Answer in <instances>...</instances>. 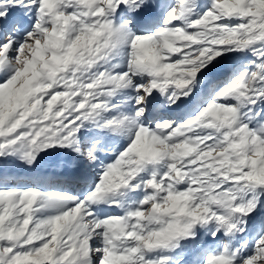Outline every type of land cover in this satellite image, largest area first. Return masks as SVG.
Wrapping results in <instances>:
<instances>
[{
	"label": "snow or ice",
	"instance_id": "obj_1",
	"mask_svg": "<svg viewBox=\"0 0 264 264\" xmlns=\"http://www.w3.org/2000/svg\"><path fill=\"white\" fill-rule=\"evenodd\" d=\"M91 129L127 146L106 162ZM60 149L95 177L0 175V264H264V0H0V167Z\"/></svg>",
	"mask_w": 264,
	"mask_h": 264
},
{
	"label": "rangeland",
	"instance_id": "obj_2",
	"mask_svg": "<svg viewBox=\"0 0 264 264\" xmlns=\"http://www.w3.org/2000/svg\"><path fill=\"white\" fill-rule=\"evenodd\" d=\"M199 2L201 4H207L208 0H199ZM25 22H27L26 18H25ZM139 25L144 26L143 21H141L140 24L138 23L137 27ZM138 28H140V27H138ZM239 56H240L241 59H244L243 54H239ZM233 59H234V55L230 54L226 59L221 60L220 63H218L214 67L210 68L209 72L207 73V76L210 79H212V80L224 77L229 72L230 68L233 66ZM118 62H119L118 59L112 61V63H118ZM245 62H246V60H245ZM222 66H226L227 69L226 70L222 69L223 71L219 70V68L222 67ZM114 71H120V69H117V70L115 69ZM207 88H208V85L205 84L200 91L202 93H204L205 91H207ZM206 93H204V94H206ZM123 98L124 97H122V96L116 97L115 100L112 101V102L119 103L120 100L123 99ZM163 101H164V97H161L157 93L156 94V100L154 101V106H159L161 103H163ZM189 106H190V103L187 104V105L180 104L178 106L179 108L178 107L177 108L173 107L171 109H160V111L162 113L168 115V116L175 117L177 119H182L185 115L183 116V113L181 111H186V110L188 111L189 110ZM123 110L124 111H128L127 107H125ZM170 111H173L171 113H173L174 115L173 114L170 115ZM82 132L84 134V137L87 138V139H98L100 141V146H102L103 143L104 144L106 143L107 147L102 146L105 149V151L101 153L102 158H105L106 162H110L111 160L115 159V155L112 154L109 151L113 146H115V148L117 150H123V147L127 146V140L125 138H123V137H120V136H115V135H112V134L102 133V132H99V130H96V129L82 130ZM51 152H53L55 155L56 154L59 155L58 156L59 157L58 158L59 161H61L62 159L63 160H71V159H73V156L71 158L65 157L69 153H71L69 150H66V149H61V150H58V151L57 150H47L45 153H41V155L38 156V157H41V159L39 160V163H37L38 162L37 161L36 165H34L35 167L34 166L31 167V166L26 165L25 163H23L19 159H18L19 160V162H18V160L16 158L13 159L12 156H9V157L6 158L8 160H6V159L3 160V167H0V175H3L4 177H6L8 179V181H9L10 185H15V184H17L18 181H20L22 179H25L23 177L22 179L15 180L16 182L14 181V178L11 180V176H12L11 175V172H12L11 169L12 168L21 167L19 169V170H21L22 168L25 167V169H27V170L29 169V171L26 172L25 174L37 176L38 175V173H37L38 171L44 170V169L40 170V168L45 167V165H47L49 161H54L55 159H57L54 155L51 156ZM64 154H66V155L64 156ZM46 161H48V162H46ZM80 161H83V160L81 159ZM12 162H14V163H12ZM84 166L86 168H91V171L94 170L86 162H85ZM33 169H34V171H33ZM45 169H47V168H45ZM63 170H65V169L61 168V170L56 171L53 168V169H50L49 171L56 172V174H59L61 176L60 178H68L72 182V184H75L74 186H71L72 194H81V195H83L85 193V191L87 190V188H88V184L86 186L84 185V187H82L81 185H82V183L84 181H81L79 183L75 182L76 181L75 178L72 179V177H70V175L66 176L67 173L65 171H63ZM161 171H163V169H161ZM44 175H47V174H44ZM33 176H31V177H33ZM85 176H86V178L84 180H88L89 182L92 181V178H88V177H90V176L91 177H95L94 173L89 174V176L86 174ZM141 176H143L145 179H147L148 178V173H141ZM28 178H30V177H28ZM14 182H15V184H14ZM58 184L59 183H57L56 185H58ZM80 186H81V188H80ZM53 189H55V190H53ZM41 191H43V192L63 191V189L59 188L57 186L54 187V188H52V187H50V188L49 187H42ZM130 195L133 196V197H136V198H142L143 197V192L140 191L138 193H131ZM117 198H119L118 194H117ZM261 199L264 200V197H262ZM127 203H131V201L129 200V201H127ZM93 207L96 208L97 206L94 205ZM98 207L101 210V215H104V214L123 215V212H122V210L120 208H110L108 205H104V204H100ZM262 222H264V210H261V209L258 208L256 210V212L254 213L253 220L250 222V228H251L253 233H255L256 230L261 227ZM200 231H201V234H203L204 230L201 229ZM206 238L207 237H205V239ZM181 242L182 243H187V241H181ZM190 253H191L190 251L183 250V249L178 250V248H177V250H174V252H172L170 254L173 256V260L172 261H174L175 264H190L191 259H192V253L191 254Z\"/></svg>",
	"mask_w": 264,
	"mask_h": 264
},
{
	"label": "bare ground",
	"instance_id": "obj_3",
	"mask_svg": "<svg viewBox=\"0 0 264 264\" xmlns=\"http://www.w3.org/2000/svg\"><path fill=\"white\" fill-rule=\"evenodd\" d=\"M139 24H140V22H139ZM138 27H140V28H143L144 26H141V25H139ZM222 69H224V70H226L227 68H226V66H222V67H220L219 68V70H222ZM117 70V69H116ZM223 71V70H222ZM207 91H205L204 93H206ZM207 94V93H206ZM115 98L116 97H114V98H112V101H114L115 100ZM177 108V107H176ZM175 108V109H176ZM179 108V107H178ZM189 108H190V106H189ZM171 112H173V111H170V115L171 114H173V113H171ZM182 113H183V116L185 115V113L187 112V110L186 111H181ZM174 115V114H173ZM182 115V114H181ZM102 146H104V147H107V145H106V143L104 144L103 143V145ZM61 150V149H60ZM66 152V151H65ZM41 155V154H40ZM52 155H54L57 159H55L54 161H46V162H48V164L47 165H45V167H42V168H40V170L41 169H44V170H41V171H38L37 173H38V175L37 176H39V177H42V178H46V177H53V178H60L61 176L59 175V174H56V172H52V171H49L50 169H55L56 171H58V170H61V169H57V164L60 162L59 160H58V156L59 155H55L53 152H51V156ZM66 154H64V156H65ZM73 156V154L72 153H69L67 156H65V157H68V158H71ZM14 158H16V157H13V159ZM67 158V159H68ZM17 159V158H16ZM41 159V157H38L37 158V163H39V160ZM6 160H8V159H6ZM18 160V159H17ZM53 160V159H52ZM14 161V160H13ZM45 161V160H44ZM18 162H19V160H18ZM12 163H14V162H12ZM13 165V164H12ZM36 165V164H35ZM85 161L83 160V161H80L79 160V162H78V164H77V166L76 167H74V168H68V167H64L63 169H65V170H63V171H79L81 174H83V177H84V179L86 178V174L89 176V174H92V173H94V176H95V170H93V171H91V168H86L85 166ZM25 166V165H24ZM39 166V165H38ZM43 166V165H42ZM84 166V167H83ZM13 167V166H12ZM15 167V166H14ZM32 167V166H31ZM35 167V166H34ZM21 167H15V168H12L11 169V180L14 178V181L15 180H19V179H22L23 177L25 178V179H27L28 177H30L31 178V176H33V175H27V174H25L26 172H28L29 171V169L27 170V169H25V167L24 168H22L21 170H19ZM45 168H47V169H45ZM37 169V168H36ZM69 169V170H68ZM32 170V169H31ZM86 170V171H85ZM33 171H34V169H33ZM36 171V170H35ZM84 172V173H83ZM47 174V175H44V174ZM51 174V175H50ZM28 176V177H27ZM33 177H36V176H33ZM70 177H72V179L73 178H75V177H73V176H70ZM88 178H92L93 179V177H88ZM82 180V181H84L83 183H82V187H84V185L86 186L88 183H89V181L88 180ZM75 182H77V181H79V180H81V179H76L75 178ZM16 182V181H15ZM15 182H14V184H15ZM57 183H60V180L59 179H56L55 181H54V183H53V186H52V188H54V187H56V184ZM75 184H72L71 186H74ZM81 186H80V188H81ZM50 188V187H49ZM79 188V189H80ZM53 190H55V189H53ZM205 240H210V237H207ZM182 243V242H181ZM182 244H184V243H182ZM175 250H177V249H175ZM178 250H180V248H178ZM191 254V253H190ZM172 264H175L174 263V261H172Z\"/></svg>",
	"mask_w": 264,
	"mask_h": 264
}]
</instances>
